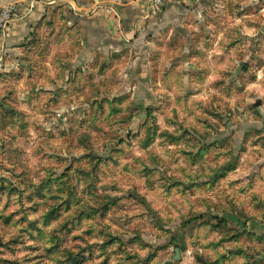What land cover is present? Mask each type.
Wrapping results in <instances>:
<instances>
[{"label":"clouds","instance_id":"obj_1","mask_svg":"<svg viewBox=\"0 0 264 264\" xmlns=\"http://www.w3.org/2000/svg\"><path fill=\"white\" fill-rule=\"evenodd\" d=\"M0 264H264V0H0Z\"/></svg>","mask_w":264,"mask_h":264}]
</instances>
